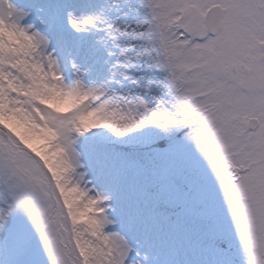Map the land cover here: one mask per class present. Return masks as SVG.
Here are the masks:
<instances>
[{"label":"snow or ice","instance_id":"obj_1","mask_svg":"<svg viewBox=\"0 0 264 264\" xmlns=\"http://www.w3.org/2000/svg\"><path fill=\"white\" fill-rule=\"evenodd\" d=\"M0 264H264V0H0Z\"/></svg>","mask_w":264,"mask_h":264}]
</instances>
